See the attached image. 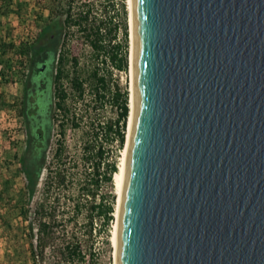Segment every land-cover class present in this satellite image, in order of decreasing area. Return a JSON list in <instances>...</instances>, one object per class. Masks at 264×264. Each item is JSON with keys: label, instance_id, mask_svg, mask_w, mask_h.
Instances as JSON below:
<instances>
[{"label": "water", "instance_id": "water-1", "mask_svg": "<svg viewBox=\"0 0 264 264\" xmlns=\"http://www.w3.org/2000/svg\"><path fill=\"white\" fill-rule=\"evenodd\" d=\"M115 264H264V0H131Z\"/></svg>", "mask_w": 264, "mask_h": 264}, {"label": "rangeland", "instance_id": "rangeland-1", "mask_svg": "<svg viewBox=\"0 0 264 264\" xmlns=\"http://www.w3.org/2000/svg\"><path fill=\"white\" fill-rule=\"evenodd\" d=\"M80 1L83 0H74V3L79 4ZM108 1L111 3L110 0H96L101 6L105 5L107 10L109 8L114 10H109L117 24L116 37L111 42L120 44L117 54L124 57L125 65L117 67L111 58L107 57L104 63H100V72L104 73L108 82L101 99L93 97L87 81L84 84V94L80 96L70 83V78L64 79L68 115L64 118L57 107L53 109L55 122L48 140L45 168L39 176L33 198L25 204L32 206L42 195L47 173L46 166L53 164L52 154L57 145L64 147L63 159L69 171L86 168L91 172L94 160L97 159L99 172L103 176L95 195L87 197L88 202L102 204V208L112 204L113 208L110 212L112 217L108 222L104 221L103 213H99L97 209L93 210L94 264H115L116 249L113 236L114 224L117 220L115 210L118 198V171L110 180L105 179L104 174L109 172L112 163H115L119 170L127 142L131 111L129 0H112L115 3L114 7ZM43 2L39 4L37 0H0V46H2L0 47V264H23L28 259L26 250L28 243L25 236L27 221L21 215L25 175L20 168L19 160L14 156V153L21 152L25 141L21 119L17 114L23 71V55L18 49V44L33 40L44 23L40 16V6ZM100 12L103 13V9ZM44 13L46 14L47 11ZM124 26L126 33L123 31ZM70 38L65 46L68 59L72 60L71 55L77 56L78 63L75 66L72 62H68L66 68L70 75L78 72L80 76L87 78L91 71V63L95 61L91 48L78 33ZM61 48L63 49V46ZM107 49H110V46H107ZM117 91L126 92L128 105L124 124L125 137L122 143L119 142L118 136L121 125L119 119L121 96H116ZM61 122L64 123L63 131H61ZM86 145L93 150V154L98 146L102 147L103 154L101 156L94 154L91 160L82 163L80 154Z\"/></svg>", "mask_w": 264, "mask_h": 264}, {"label": "trees", "instance_id": "trees-1", "mask_svg": "<svg viewBox=\"0 0 264 264\" xmlns=\"http://www.w3.org/2000/svg\"><path fill=\"white\" fill-rule=\"evenodd\" d=\"M43 1L37 0V3L40 4ZM110 1L111 3L108 2L114 7L115 3ZM102 7L96 0H83L79 4H75L74 0H45L40 6V16L44 23L34 37L36 42L18 44V49L23 54L30 48L43 49L46 46V39H49L51 34L56 37V49L59 55L54 108L57 107L64 118L68 115L64 79L70 78V83L80 96L84 94V84L87 81L93 97L101 99L108 82L104 73L100 72V63H104L107 57L111 58L117 67L125 65L124 57L117 54L120 44L111 42L116 37L117 24L109 10H114L112 8L107 10L105 5ZM102 9L103 13L100 12ZM44 11L47 13L45 14ZM123 31L126 33L125 26ZM75 33H78L88 43L95 58V61L91 63V71L87 78L80 76L78 72L70 75L66 68L68 62H72L75 66L78 63L77 56L71 55L72 60L68 59L65 47L67 41L71 39L70 36L72 37ZM107 46H110V49H107ZM118 95L121 96L119 112L121 125L118 136L119 142L122 143L125 137L124 124L128 105L126 92L117 91L116 96ZM41 121L38 116H28V143L23 146L20 153H14L25 175L24 204L21 215L27 221L25 236L28 243L26 248L28 259L23 264H94L93 210L97 209L99 213H103L104 221L108 222L112 217L110 212L113 208L112 204L102 208V204L88 202L87 197L95 195L103 176L99 172L97 159L94 160L91 172L86 168L80 171H69L63 159L64 147L57 145L52 154L53 164L46 166L47 173L42 195L32 206H25L33 198L39 176L45 168L48 140L55 122L53 115L48 117V126L45 129L46 140L40 141L38 149L32 152L35 162L31 165L28 160V155L31 153L30 141L39 139L38 131L42 129ZM60 125L63 131L64 123L61 122ZM108 127L110 128L111 125ZM94 154L101 156L102 147L98 146ZM94 154L93 150L86 145L80 154V160L85 163L86 160H91ZM110 167L109 172L104 174V178L108 180L113 179L118 171L115 163H112Z\"/></svg>", "mask_w": 264, "mask_h": 264}, {"label": "flooded vegetation", "instance_id": "flooded-vegetation-1", "mask_svg": "<svg viewBox=\"0 0 264 264\" xmlns=\"http://www.w3.org/2000/svg\"><path fill=\"white\" fill-rule=\"evenodd\" d=\"M36 42L35 39L31 40ZM56 37L52 34L46 39L43 49L30 48L23 55V68L21 78V94L17 103V114L21 119L23 133L25 135L24 145L28 143L29 133L28 116H38L42 129L38 131V140L30 141L28 160L34 165L32 152L38 149L40 141H45V129L48 126L47 119L52 115L55 106V92L58 74V49H56ZM37 127H35L36 129Z\"/></svg>", "mask_w": 264, "mask_h": 264}, {"label": "bare ground", "instance_id": "bare-ground-1", "mask_svg": "<svg viewBox=\"0 0 264 264\" xmlns=\"http://www.w3.org/2000/svg\"><path fill=\"white\" fill-rule=\"evenodd\" d=\"M129 10H130V45H131V55H130V67H131V88H130V117H129V126H128V134H127V142L126 146L123 150V154L121 157V162L119 165V170H118V198H117V206L115 210V215L117 217V220L114 224V236H113V242L115 245L116 249V239H117V223H118V211H119V204H120V196H121V187H122V180H123V173H124V165H125V159H126V152H127V146H128V140H129V135H130V128H131V114H132V106H133V55H132V36H133V27H132V14H131V0H129ZM116 252V250H115Z\"/></svg>", "mask_w": 264, "mask_h": 264}]
</instances>
